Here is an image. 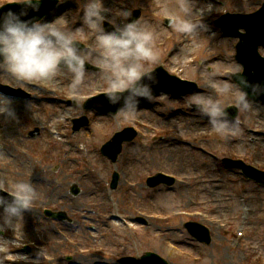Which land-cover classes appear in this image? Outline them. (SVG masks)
I'll return each mask as SVG.
<instances>
[{"label":"rangeland","instance_id":"rangeland-1","mask_svg":"<svg viewBox=\"0 0 264 264\" xmlns=\"http://www.w3.org/2000/svg\"><path fill=\"white\" fill-rule=\"evenodd\" d=\"M59 1L60 4L53 9L51 22L61 16L70 22L75 17L74 23L78 18L81 19L83 13L77 15L79 7L77 0ZM201 1L203 3L200 7L210 5L211 11L207 17L204 15L203 22L207 25L208 31L202 33L204 39H201L198 46H193L189 38L176 34L163 24L165 17L156 7V4L160 7L162 0H115V4H121L125 6L124 10L129 11L143 7V12L147 15L155 14L158 21H153L145 15L140 16V19L146 20L157 33L155 42L166 37V53L170 51L169 58H175L179 66L181 65L178 67L179 74L188 80L197 78L200 84L198 91L210 94L213 90L202 83L203 73H215L217 80H225L224 77L227 76L225 73L233 72L236 65L232 57L234 42L220 37L212 22L220 15L232 13L237 9L247 12L256 9L260 0H231L232 4L230 0H197V3ZM113 2L103 0V6L116 13L121 11ZM167 2L172 4L175 0ZM155 11L157 13H154ZM107 19L113 18L108 16ZM130 19L132 21L131 16L128 20L116 19V22L122 25ZM171 36L173 40L169 42ZM178 38L186 39L183 54L175 51L174 42ZM93 46L95 47L94 41ZM183 58L186 60H181ZM150 64H146V67ZM59 80H62L61 77ZM3 81L13 85L12 81L0 76V82ZM87 83L89 87L82 89V95L88 94L93 88L103 86L100 77L92 72ZM185 98L170 100L161 97L151 105V108L138 107V112L151 126L138 130L140 132L138 139L122 147V152L115 163H109L104 159L99 149L111 141L109 139L114 133L122 130L124 126H129L128 119L92 115L84 112L80 104L68 108L61 103L49 105L32 100L31 104H28L29 101L20 104L12 100L16 120H5L7 129L0 127V182L5 187H12L17 181L28 182L27 174L36 173L30 182L35 184L37 197L32 205L34 212L29 210L24 213L23 243L30 240L42 248L46 253L44 259L48 262L41 260V264H68L59 260L60 255L74 250L73 246L68 244H79L82 249H86V256L75 259L78 264H114L111 261L113 255L129 254L139 259L144 253H154L168 264H250L251 260L256 261L259 257L264 262V190L255 188L238 171L223 168L202 151L201 147L200 152L196 149L197 145L204 144L206 146L204 148L220 155L219 151L222 148L228 150L226 148L229 147L243 154L247 161L253 162V165L264 167V135L260 136L258 143L251 142L252 136H246L244 142L232 136L205 140L203 137L212 132L210 126L194 108H187L188 101ZM221 99L225 104L234 103L235 97L223 96ZM258 111L264 122V106ZM83 115L90 119L91 125L78 132H72L71 123L62 119L66 116L79 118ZM45 121L57 125L56 128L63 130L66 137L52 139L42 131ZM35 128L41 129L40 136L29 139L28 132ZM156 128L159 130L155 131ZM171 128L182 140L198 136L201 137V142L194 146L175 144L167 139L169 132L173 133ZM17 147L29 149L32 155L40 157L41 161L32 163L22 158L16 151ZM82 155L88 156L92 163H95L98 174L86 166ZM158 167L176 175L180 182L171 187L159 186L148 189L143 183L144 177L160 169ZM113 172L119 173L121 180L117 182L116 191L111 192L108 184ZM210 180L217 181L211 183ZM127 181L142 183V186L136 185L135 191H128ZM73 183H76L81 191L78 197H72L69 193V187ZM128 205L134 208V215L144 210L160 214L161 218L149 222L147 227H142L138 223H133L129 227L110 221L101 222L102 227L100 229L96 227L95 233L86 230L97 222V213L101 216L113 213L126 214L129 213ZM53 207H61L74 220L72 226L66 223L57 224L66 232L70 242L64 243L53 230L51 221L40 215L42 209ZM210 207L217 208L212 212L215 219H223L228 222V229L242 230L243 235H246V239L240 242L238 248H232L233 240L230 234L219 232L211 243H197L183 229L182 223L189 221L188 217H173L172 214H168L180 211L194 213L206 211ZM201 222L209 226L207 221ZM209 228L213 229L210 226ZM5 232L0 239L13 240L12 232L8 230ZM100 232L108 233V238L100 240L98 236ZM241 244L255 247L256 252L246 250ZM100 246L113 253L106 256L109 259L94 256L96 247ZM242 248L246 251L242 252ZM16 249L11 250V254L28 256L30 261L36 259L37 252L18 253Z\"/></svg>","mask_w":264,"mask_h":264},{"label":"clouds","instance_id":"clouds-1","mask_svg":"<svg viewBox=\"0 0 264 264\" xmlns=\"http://www.w3.org/2000/svg\"><path fill=\"white\" fill-rule=\"evenodd\" d=\"M63 2V0H61ZM23 6L19 13L12 10L0 12V76L17 83L46 82L59 84L60 77H67L65 85L70 96L82 94V89L89 87L86 70L91 59L98 69L104 86L103 95L112 105L120 104L114 117L134 118L138 112L141 98L152 102L157 99L153 95V87L158 83L154 72L146 67L157 60L154 42L157 33L152 26L140 18L130 22L117 24L116 19H107L109 11L103 6V0H84L80 3L77 15L83 13L82 24L75 30L70 29V22L64 16L54 22L41 20H24L28 9L38 11L41 0H16ZM6 3H0V9ZM160 13L167 19V27L176 34L188 37L193 46H198L202 33L208 31L203 22L204 15L211 11V6L198 7L197 0H175L169 4L162 0ZM116 17L128 20L129 10L117 11ZM112 26V31H105L103 25ZM90 36L94 48L78 47L76 37ZM81 45V44H80ZM243 67L236 64L233 74H241ZM215 73H203L207 85L213 90L206 94L192 93L185 98L187 108L195 109L202 118H207L210 130L219 136L239 137L243 129L237 118L229 120L227 107L221 99L223 96H234V106L238 111L247 112L252 107L248 93L242 87H248L243 76L239 84L226 80H217ZM256 91V88H253ZM160 97H166L161 94ZM12 98L0 93V118L15 121L16 113L12 107ZM33 103L29 100L28 104ZM10 199L0 195V233L10 230L13 240L0 239V264H5L9 257L12 262L21 264H41L46 253L41 249L35 260L25 255L11 254V249L21 248L23 244L24 213L29 211L37 197L35 186L30 182L17 181L12 184L11 191L0 189Z\"/></svg>","mask_w":264,"mask_h":264},{"label":"water","instance_id":"water-1","mask_svg":"<svg viewBox=\"0 0 264 264\" xmlns=\"http://www.w3.org/2000/svg\"><path fill=\"white\" fill-rule=\"evenodd\" d=\"M74 194L77 193L76 189L73 188ZM142 263L147 264H161L160 260L156 259V256L153 254H147L144 257H142Z\"/></svg>","mask_w":264,"mask_h":264},{"label":"bare ground","instance_id":"bare-ground-1","mask_svg":"<svg viewBox=\"0 0 264 264\" xmlns=\"http://www.w3.org/2000/svg\"><path fill=\"white\" fill-rule=\"evenodd\" d=\"M202 3H203V1H201V3H199L198 6L200 7V4H202ZM208 14H209V12L207 14H205V15H208ZM52 130L55 131L54 129H52Z\"/></svg>","mask_w":264,"mask_h":264}]
</instances>
